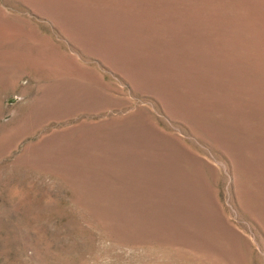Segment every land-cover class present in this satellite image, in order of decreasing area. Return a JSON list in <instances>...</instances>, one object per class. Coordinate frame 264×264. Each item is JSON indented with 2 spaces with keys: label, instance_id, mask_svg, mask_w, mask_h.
Wrapping results in <instances>:
<instances>
[{
  "label": "rangeland",
  "instance_id": "374dc122",
  "mask_svg": "<svg viewBox=\"0 0 264 264\" xmlns=\"http://www.w3.org/2000/svg\"><path fill=\"white\" fill-rule=\"evenodd\" d=\"M0 264H264V0H0Z\"/></svg>",
  "mask_w": 264,
  "mask_h": 264
}]
</instances>
